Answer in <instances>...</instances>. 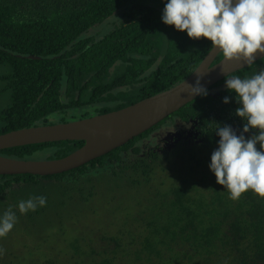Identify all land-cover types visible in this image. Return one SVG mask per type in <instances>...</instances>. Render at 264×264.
<instances>
[{
	"label": "trees",
	"instance_id": "1",
	"mask_svg": "<svg viewBox=\"0 0 264 264\" xmlns=\"http://www.w3.org/2000/svg\"><path fill=\"white\" fill-rule=\"evenodd\" d=\"M166 2L0 0V135L121 110L187 79L213 48L206 38L194 40L166 25ZM228 94L200 96L75 170L0 175V216L11 208L18 218L14 229L31 234L32 226L42 224L45 243L59 244L56 234L66 232L69 208L126 185L150 193L154 204L143 212L145 220H137V227L133 220V230L125 233L74 238L64 247L69 251L44 257L42 264H264V199L252 191L230 199L209 167L219 147L217 125L229 107H239L235 95ZM226 96L230 103L223 102ZM202 114L200 122L210 131L206 145L189 152L147 150L158 127ZM84 144L29 145L0 155L55 160ZM41 152L49 155L37 158ZM34 196L46 197V206L21 214L19 202ZM23 261L16 252L0 255V264Z\"/></svg>",
	"mask_w": 264,
	"mask_h": 264
},
{
	"label": "clouds",
	"instance_id": "2",
	"mask_svg": "<svg viewBox=\"0 0 264 264\" xmlns=\"http://www.w3.org/2000/svg\"><path fill=\"white\" fill-rule=\"evenodd\" d=\"M162 21L180 32L186 31L194 40L211 41L225 61L250 66L257 56H264V0H167ZM225 86L237 94L241 106L235 114L246 123L239 135L230 125L216 129L219 147L212 153L209 167L230 199L238 201L248 191L264 199V69L251 77L227 75ZM186 91L190 96L208 95L201 76L195 85L188 84ZM223 102L230 103V97H224ZM251 130H257V134L246 138L245 133ZM46 203L44 196L21 200L19 212H34ZM17 219L11 208L0 216V238L12 231ZM4 251L0 248V255Z\"/></svg>",
	"mask_w": 264,
	"mask_h": 264
},
{
	"label": "water",
	"instance_id": "3",
	"mask_svg": "<svg viewBox=\"0 0 264 264\" xmlns=\"http://www.w3.org/2000/svg\"><path fill=\"white\" fill-rule=\"evenodd\" d=\"M219 53V49H212L195 71L175 87L121 110L66 123L23 128L0 135V151L61 141L85 142L75 152L55 160H19L0 155V175H59L124 146L200 97L190 96L186 91L188 84L195 85L198 76H201L202 86L208 90L227 75L249 66L243 62L225 61L224 57L213 65ZM263 57L257 56L256 61Z\"/></svg>",
	"mask_w": 264,
	"mask_h": 264
},
{
	"label": "rangeland",
	"instance_id": "4",
	"mask_svg": "<svg viewBox=\"0 0 264 264\" xmlns=\"http://www.w3.org/2000/svg\"><path fill=\"white\" fill-rule=\"evenodd\" d=\"M48 155L49 152H41L35 156L38 158ZM114 190L102 191L101 196L95 197L88 205L77 204L69 208L66 232L56 234L59 244L56 240H52L51 244L45 243L47 235L41 224L32 226L35 232L31 234L22 233L20 228H13L5 238H0V248H3L4 252L20 254L25 260L23 264H42L44 257H56V252L61 249L69 251V247H64L69 246L74 238L77 240L81 236L99 237L133 230V220L136 219L137 227V220H145L143 212L152 206L154 201L147 190L135 191L126 185Z\"/></svg>",
	"mask_w": 264,
	"mask_h": 264
},
{
	"label": "flooded vegetation",
	"instance_id": "5",
	"mask_svg": "<svg viewBox=\"0 0 264 264\" xmlns=\"http://www.w3.org/2000/svg\"><path fill=\"white\" fill-rule=\"evenodd\" d=\"M221 54L222 52L217 55L215 61L213 62V65L220 62L223 59V56L222 58H220ZM262 69H264V57L255 61V63H253L252 65L240 69L229 76L239 75L241 78L251 77L257 74ZM225 82H226V78H224L223 80L219 81L218 83L210 87L208 89V96H214L220 99L223 93L224 94L231 93L236 97L237 96L236 93L231 92L226 88ZM240 106L241 105L239 104V107ZM236 109H237L236 107L233 108L229 107L227 116L222 118L223 122H219L217 128L219 126H224L225 124H230L232 129L236 131L237 134L239 135L242 132L243 125L244 123H246V121L235 114ZM197 111L201 112L203 110L197 109ZM204 115L206 116V113H204ZM201 116H203V114L197 117H191L188 120H183L182 118L181 119L175 118L174 121L167 122L170 128L166 129L167 125L158 127L155 130V133L151 135L150 137L151 140L148 141V143H146L147 150L173 152L176 149L187 148V151L189 152L191 147L206 145L207 143H209L208 136L210 134V131L208 130V128L206 129V131L204 130L205 126L200 122L202 118ZM253 134H257V130H251L249 133H245V136L246 138H249ZM214 138L217 140V142L220 140V137L216 134V131L214 133ZM257 148L259 149V145H257Z\"/></svg>",
	"mask_w": 264,
	"mask_h": 264
}]
</instances>
